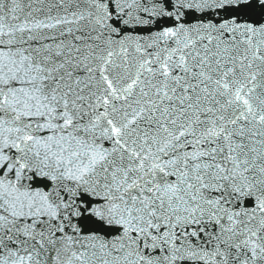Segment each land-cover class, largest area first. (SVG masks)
Wrapping results in <instances>:
<instances>
[{"label":"snow or ice","instance_id":"1","mask_svg":"<svg viewBox=\"0 0 264 264\" xmlns=\"http://www.w3.org/2000/svg\"><path fill=\"white\" fill-rule=\"evenodd\" d=\"M0 264H264V0H0Z\"/></svg>","mask_w":264,"mask_h":264}]
</instances>
